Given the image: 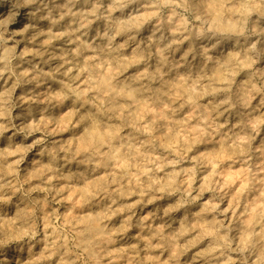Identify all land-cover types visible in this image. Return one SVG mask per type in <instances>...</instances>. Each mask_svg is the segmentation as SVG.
Returning a JSON list of instances; mask_svg holds the SVG:
<instances>
[{
	"label": "clouds",
	"instance_id": "obj_1",
	"mask_svg": "<svg viewBox=\"0 0 264 264\" xmlns=\"http://www.w3.org/2000/svg\"><path fill=\"white\" fill-rule=\"evenodd\" d=\"M0 264H264V0H0Z\"/></svg>",
	"mask_w": 264,
	"mask_h": 264
}]
</instances>
